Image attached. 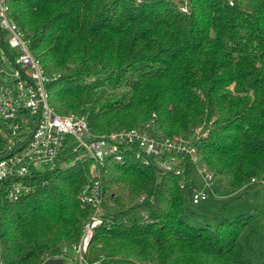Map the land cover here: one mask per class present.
Listing matches in <instances>:
<instances>
[{"label":"trees","instance_id":"trees-1","mask_svg":"<svg viewBox=\"0 0 264 264\" xmlns=\"http://www.w3.org/2000/svg\"><path fill=\"white\" fill-rule=\"evenodd\" d=\"M232 1L231 6L229 2ZM8 15L53 76L50 104L95 134L154 122L194 136L214 188L233 196L264 176V0H7ZM5 139L0 133V154ZM92 161L62 163L8 200L0 183V264H45L77 244L90 210L79 194ZM107 161L99 264H262L261 214L197 213L190 179ZM198 206V205H197Z\"/></svg>","mask_w":264,"mask_h":264},{"label":"built area","instance_id":"built-area-1","mask_svg":"<svg viewBox=\"0 0 264 264\" xmlns=\"http://www.w3.org/2000/svg\"><path fill=\"white\" fill-rule=\"evenodd\" d=\"M179 8L187 13V0ZM0 35V46L15 68L13 73H6L0 67V133L5 139L0 154V183L8 200L31 194L33 187L28 181L53 171L60 163L92 161L89 180L79 194L81 204L90 210L88 219L79 242L64 247L57 258L65 260L72 251L77 264H99L88 262L86 255L97 228L104 223L102 167L107 161L126 164L133 160L142 166H155L181 177V186H185L186 178L192 183L198 168L205 186L214 189L213 177L198 156L197 143L206 134L165 136L157 132L153 121L142 128L95 134L85 116L60 115L51 106L48 86L53 76L32 54L24 35L9 17L7 0H0ZM254 182L264 187V176ZM189 189L194 206L209 197L206 190L193 186Z\"/></svg>","mask_w":264,"mask_h":264},{"label":"rangeland","instance_id":"rangeland-1","mask_svg":"<svg viewBox=\"0 0 264 264\" xmlns=\"http://www.w3.org/2000/svg\"><path fill=\"white\" fill-rule=\"evenodd\" d=\"M177 2L181 4L185 0H177ZM7 49L11 53L13 52L8 47ZM4 51L5 49L0 46V67L6 73H13L15 70L14 65L8 60ZM201 132H203L202 129L197 130L195 136L207 134V132ZM192 186L197 190H206L209 194L208 199L202 201L194 208L202 216L209 218L224 216L227 219H232L247 214H261L264 219V187L262 185L256 186L248 191H238L233 196H223L215 188L211 190L205 186L202 175L197 168L192 176ZM74 256V253L69 251L65 259V264H77ZM259 262L264 264V222L260 232Z\"/></svg>","mask_w":264,"mask_h":264},{"label":"water","instance_id":"water-1","mask_svg":"<svg viewBox=\"0 0 264 264\" xmlns=\"http://www.w3.org/2000/svg\"><path fill=\"white\" fill-rule=\"evenodd\" d=\"M45 264H65V260L63 258H52L47 260Z\"/></svg>","mask_w":264,"mask_h":264}]
</instances>
